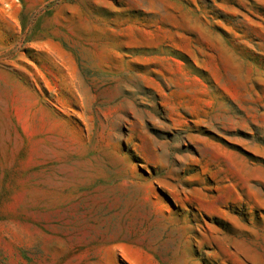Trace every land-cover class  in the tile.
Segmentation results:
<instances>
[{
    "label": "rangeland",
    "instance_id": "374dc122",
    "mask_svg": "<svg viewBox=\"0 0 264 264\" xmlns=\"http://www.w3.org/2000/svg\"><path fill=\"white\" fill-rule=\"evenodd\" d=\"M0 264H264V0H0Z\"/></svg>",
    "mask_w": 264,
    "mask_h": 264
}]
</instances>
